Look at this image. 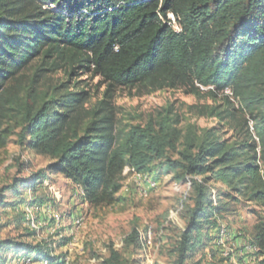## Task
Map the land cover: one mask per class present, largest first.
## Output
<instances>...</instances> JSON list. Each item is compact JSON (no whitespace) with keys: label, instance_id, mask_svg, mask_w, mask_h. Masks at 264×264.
Returning <instances> with one entry per match:
<instances>
[{"label":"trees","instance_id":"16d2710c","mask_svg":"<svg viewBox=\"0 0 264 264\" xmlns=\"http://www.w3.org/2000/svg\"><path fill=\"white\" fill-rule=\"evenodd\" d=\"M60 70L66 80H46ZM83 74L105 85L88 106L89 91L72 80ZM118 88L208 98L188 111L218 126L200 127L169 105L145 121L120 122L112 104ZM224 128L234 134L224 137ZM13 135L49 163L0 187V208L15 205L6 201L9 193L24 204L23 191L34 194L53 173L91 205H110L126 169L159 170L190 184L172 264L222 262L193 259L218 238L219 217L240 200L264 209V0H0V148ZM26 235L30 242L0 239V264L21 253L62 264L64 254H53L51 242ZM246 245L252 250L243 246L242 264H264V215ZM141 247L133 228L122 251L109 247L100 264H136L125 253Z\"/></svg>","mask_w":264,"mask_h":264},{"label":"rangeland","instance_id":"374dc122","mask_svg":"<svg viewBox=\"0 0 264 264\" xmlns=\"http://www.w3.org/2000/svg\"><path fill=\"white\" fill-rule=\"evenodd\" d=\"M46 75L45 79L54 84L67 79L62 70ZM72 77L73 81L80 80L79 87L90 93L91 99L85 106L101 98L105 85L100 83L98 76L83 74ZM195 103H211V100L198 99L182 89L139 93L136 89L128 88L116 89L112 99L116 117L123 123L145 121L151 114L169 105L176 113L200 127L218 126L214 118L191 115L188 106ZM232 134L234 131L228 129L223 136L230 137ZM48 163L46 157L18 145L13 135L8 144L0 148V187L10 183L14 177H26L46 168ZM149 182L155 183L154 186L150 188L147 185ZM119 183L121 188L110 205H91L84 199L79 187L55 173L50 174L34 194L30 189H25L23 194L28 199L22 205L12 194H6V201L15 202V205L0 208V239L14 238L30 242L32 239L26 233L32 231L35 234L33 242H51L53 254H64L63 257L69 260L68 264H100L102 258L108 255L109 247L122 251L123 239L136 228L141 234L142 247L137 253L128 250L125 256L137 260L136 264H172L173 245L185 227L182 204L189 203V182L174 180L172 174H162L159 170L140 174L126 169ZM139 183L147 190L145 195L140 191ZM32 197L43 198V203H31ZM29 204L34 207L31 217L36 223L35 228L27 226L28 221L23 215V208ZM234 206L236 208L232 214H224L218 219V237L219 230L225 232L220 244L208 241L195 252L193 259L201 256L206 261L218 262L225 258L218 264H242L241 259L248 256L242 248L245 245L246 251L252 250L246 245L247 240L257 215H264V209L244 200ZM21 213L23 222L19 221ZM77 218L83 222L75 230L74 221ZM211 233L215 234L214 231ZM65 239H68L67 244L58 247V243ZM25 256L24 253L10 256L7 264H14L17 258ZM29 258L32 259L30 264H41L33 261L32 256Z\"/></svg>","mask_w":264,"mask_h":264},{"label":"bare ground","instance_id":"6f19581e","mask_svg":"<svg viewBox=\"0 0 264 264\" xmlns=\"http://www.w3.org/2000/svg\"><path fill=\"white\" fill-rule=\"evenodd\" d=\"M174 18V17H173ZM173 21H174V19H173ZM175 27V29L176 30H178V28H177V26H174ZM142 176V175H141ZM141 176H139V177H141ZM154 184L155 183H152V182H149L147 185L151 188V187H153L154 186ZM141 187L142 188H140V191L142 192V194L143 195H145L146 194V192H147V190L141 185ZM33 205V204H32ZM32 205H28V207L27 208H23L24 209V212H23V215H25V219L28 221H26L27 222V226L28 227H33V228H35V227H37L36 226V223L34 222V220H32L33 218L31 217L32 216V209H34V207L32 206ZM26 209V210H25ZM31 214V215H30ZM36 221V220H35ZM82 220L80 219V218H77V219H75V221H74V229L75 230H78L79 228H80V226H81V224H82ZM41 226V225H40ZM219 233H220V235H219V237L215 240L216 241V244H220V242H221V240H222V238H223V234L225 233L224 231L222 232L221 230H219ZM227 236V235H226ZM73 237V236H72ZM251 248V247H250ZM226 254V253H225ZM223 255V254H222ZM32 262V259L31 258H29V255L27 256H25V257H19V258H17V260H15L14 261V264H30ZM68 262H69V260L66 258H64L63 260H62V264H68ZM45 264H47V262L45 263Z\"/></svg>","mask_w":264,"mask_h":264},{"label":"built area","instance_id":"2783aa9c","mask_svg":"<svg viewBox=\"0 0 264 264\" xmlns=\"http://www.w3.org/2000/svg\"><path fill=\"white\" fill-rule=\"evenodd\" d=\"M169 18L173 21V16L172 15H169ZM139 182V181H137ZM139 187H141V183H139ZM142 188V187H141ZM226 253V252H225Z\"/></svg>","mask_w":264,"mask_h":264}]
</instances>
